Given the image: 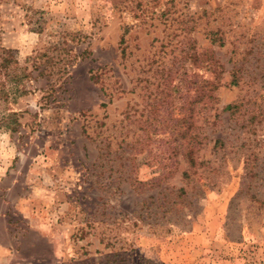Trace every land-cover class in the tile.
Wrapping results in <instances>:
<instances>
[{"label": "rangeland", "instance_id": "rangeland-1", "mask_svg": "<svg viewBox=\"0 0 264 264\" xmlns=\"http://www.w3.org/2000/svg\"><path fill=\"white\" fill-rule=\"evenodd\" d=\"M0 45V264H264V0H0Z\"/></svg>", "mask_w": 264, "mask_h": 264}, {"label": "trees", "instance_id": "trees-1", "mask_svg": "<svg viewBox=\"0 0 264 264\" xmlns=\"http://www.w3.org/2000/svg\"><path fill=\"white\" fill-rule=\"evenodd\" d=\"M208 58V57H207ZM209 64L212 63L213 67H217V62L214 60V58H208ZM199 61V57L194 54V63H197ZM239 63V61H238ZM244 68V67H243ZM242 67L237 68V62H235L234 67L231 72V78L230 86L239 87L241 82L245 79L244 77V69ZM216 75L218 73V70H215ZM221 71H219V74L216 76L215 80L212 82H204L207 85L212 84L211 91L216 92L222 85L220 84L221 81ZM30 74L27 73L26 69L22 68L19 64V61L14 53L13 50L6 49L0 45V102H6L11 98V95H13V92L6 90L8 84H13L16 86V93L19 94H26V82L29 80ZM211 98H214L212 95ZM250 100L248 101V103ZM244 107V102L240 101L235 104H229L225 107L226 112H229L231 116H235L241 108ZM17 114L16 113H9V114H1L0 113V128L7 127L11 129L12 132L17 131ZM252 121L256 120V116L253 115L251 118ZM250 120V121H251ZM251 121V122H252ZM12 122L15 123L14 126L12 125ZM7 125V126H4ZM264 141V140H263ZM216 143L219 145L221 143H225L221 139H218ZM216 144V146H217ZM254 156H248L245 161V176L244 181L242 184V189L240 191L241 194H244L245 191L249 192L250 198H252L256 202L263 203L262 200L259 199L257 192L253 193L250 192L252 189H257L259 186V182L264 183V162H260V164H254L258 161H260V157L256 156V154H253ZM195 164V161H194ZM195 166V165H194ZM184 176H187V173H183ZM180 193L186 194V191L183 189L179 190ZM252 200V201H253Z\"/></svg>", "mask_w": 264, "mask_h": 264}]
</instances>
